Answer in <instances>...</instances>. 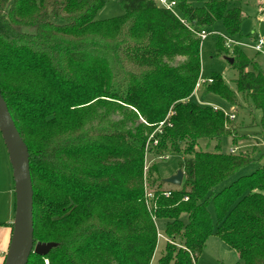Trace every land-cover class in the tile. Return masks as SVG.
I'll use <instances>...</instances> for the list:
<instances>
[{
	"label": "trees",
	"instance_id": "trees-1",
	"mask_svg": "<svg viewBox=\"0 0 264 264\" xmlns=\"http://www.w3.org/2000/svg\"><path fill=\"white\" fill-rule=\"evenodd\" d=\"M238 1L179 0L178 11L197 32L221 22L238 39ZM117 2L123 14L98 21L104 0H0V93L28 151L33 244H56L27 264H151L159 224L158 263L196 264L213 232L210 204L235 264H264V160L222 152L229 119L189 100L200 39L155 0ZM215 52L229 56L221 38ZM230 57L235 92L220 75L207 91L233 107L235 95L249 101L264 135V73L248 70L239 47ZM200 140L216 144L199 150ZM171 154L183 181L167 197L146 160Z\"/></svg>",
	"mask_w": 264,
	"mask_h": 264
},
{
	"label": "rangeland",
	"instance_id": "rangeland-1",
	"mask_svg": "<svg viewBox=\"0 0 264 264\" xmlns=\"http://www.w3.org/2000/svg\"><path fill=\"white\" fill-rule=\"evenodd\" d=\"M186 1L193 7H200L207 0ZM230 6L234 7L233 4ZM235 7L240 8L243 15L238 39L246 44V46L243 45L242 50L252 63L248 70L264 73V56L256 54L253 50L247 47V45L252 44L250 37L264 38V23L262 22L264 20V0H239L236 2ZM122 14L123 10L117 0H104V6L97 12L95 19L101 21L119 17ZM182 24L200 39L195 29L189 28L184 23ZM204 30L207 31V29ZM209 31L216 32L217 34H225L221 22H216ZM218 38L217 35L211 33L207 35L204 40L200 39V82L199 87L195 89L189 100L197 105L217 107L226 114L234 115V119L229 120L226 124L227 129L231 132V136H224L220 142L222 152L231 153L232 150V154H247L256 160L261 157L264 160V135L261 133L257 125L259 123L261 112L255 111L249 101L243 99L241 95H235L236 106L233 107L207 91L206 80L210 79L213 75H220L223 79V83L226 84L231 91L235 92L234 81L238 77V70L231 67V65L225 60V55L220 54L216 56L215 45ZM262 50L264 54V45ZM227 57L231 58L230 56ZM233 136L237 142H235L236 145H234L236 147H232ZM215 144V141L209 143L207 140H200L197 149L211 151ZM181 158V155L171 154L165 159H156L152 161L150 157H148L146 160V168L153 165L156 167L157 173L162 179L168 178L179 170L178 162ZM3 162H5V166L3 164V177L0 181V222L4 220V215H6L4 214L5 204L3 203L4 194L7 188L6 184H9V186L12 184V186H14L7 152L0 135V166ZM255 168L256 163H251L243 168L237 175L229 179V181L220 184L216 190H221L223 187L231 184L238 177L250 174ZM6 169L7 177L6 174L4 175V170ZM167 187H169V185L164 184V190H169ZM170 187V189L176 188L173 186ZM208 211L212 217L213 232L206 240L203 251L196 264H235L236 262H239L237 253L215 234V214L211 204L208 207ZM158 233L162 236V225L160 224L158 225ZM164 245L165 241L163 238L159 237L158 246L151 264H159L158 258L162 253L161 251H163Z\"/></svg>",
	"mask_w": 264,
	"mask_h": 264
},
{
	"label": "water",
	"instance_id": "water-1",
	"mask_svg": "<svg viewBox=\"0 0 264 264\" xmlns=\"http://www.w3.org/2000/svg\"><path fill=\"white\" fill-rule=\"evenodd\" d=\"M225 60L233 63V59ZM0 135L4 143L14 184L15 209L12 233L3 264H27L31 253L45 256L56 246L54 243L33 244V189L29 170L27 147L20 137L7 105L0 93ZM183 171L163 179V183L179 188Z\"/></svg>",
	"mask_w": 264,
	"mask_h": 264
},
{
	"label": "built area",
	"instance_id": "built-area-1",
	"mask_svg": "<svg viewBox=\"0 0 264 264\" xmlns=\"http://www.w3.org/2000/svg\"><path fill=\"white\" fill-rule=\"evenodd\" d=\"M156 3L158 4L159 7H161L162 9L172 13L176 18H178L182 23H184L186 26H188L189 28H191L182 18L180 15V12L178 11V4H179V0H155ZM264 23V20L262 21ZM198 33V36L200 37L201 40H204L206 38L207 35L213 33L215 35H217L219 38H221L223 40V44L224 47L228 50L229 56H231L233 54V48L234 47H239L242 49L243 45L246 46V44H244V42L238 40V39H234V38H230L225 36L224 34H217L216 32H208L206 30H200ZM250 39L252 40V44L247 45L248 48H250L251 50H253L256 54H260L263 55V45H264V38H254V37H250ZM200 82V80H199ZM199 82L196 86V88L199 87ZM208 83H211L212 81L210 79L207 80ZM214 110H218L217 107H213ZM227 118L229 120H233L234 119V115L232 114H226ZM164 124V122H161L159 124V126H162ZM156 144V142L154 143ZM231 153H233V151L231 150ZM165 196H169L170 193L169 191H165L164 193ZM146 198L147 199H152V193L149 191H146ZM184 200H187V198H185ZM163 238L160 234H158V238Z\"/></svg>",
	"mask_w": 264,
	"mask_h": 264
},
{
	"label": "crops",
	"instance_id": "crops-1",
	"mask_svg": "<svg viewBox=\"0 0 264 264\" xmlns=\"http://www.w3.org/2000/svg\"><path fill=\"white\" fill-rule=\"evenodd\" d=\"M233 145V144H232ZM236 147V146H232ZM232 149V148H230ZM229 149V150H230ZM3 164L5 166V162H3L0 166V181L1 178L3 177ZM9 171V169H8ZM7 173V169L4 170V175ZM7 177V174H6ZM7 179V178H6ZM7 188L4 194V220L0 222V264H3L6 252L8 250V246L10 243V238H11V233H12V228L10 225H12L13 220H14V209H15V197L14 195V186L12 184L9 186V184H6ZM1 187V186H0ZM170 189L171 187H167ZM1 197V195H0Z\"/></svg>",
	"mask_w": 264,
	"mask_h": 264
}]
</instances>
